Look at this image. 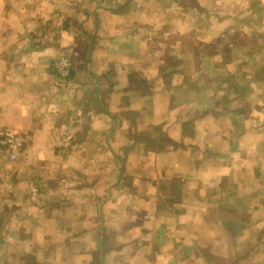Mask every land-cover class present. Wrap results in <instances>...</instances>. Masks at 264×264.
<instances>
[{"label":"crops","instance_id":"0c3cea01","mask_svg":"<svg viewBox=\"0 0 264 264\" xmlns=\"http://www.w3.org/2000/svg\"><path fill=\"white\" fill-rule=\"evenodd\" d=\"M6 133L0 264H264V0H0Z\"/></svg>","mask_w":264,"mask_h":264},{"label":"built area","instance_id":"2783aa9c","mask_svg":"<svg viewBox=\"0 0 264 264\" xmlns=\"http://www.w3.org/2000/svg\"><path fill=\"white\" fill-rule=\"evenodd\" d=\"M70 137H62L60 143L62 146H66ZM22 145V140L20 137L13 134L6 133L0 138V146L6 147L9 151V159L14 160L17 157V153Z\"/></svg>","mask_w":264,"mask_h":264},{"label":"rangeland","instance_id":"374dc122","mask_svg":"<svg viewBox=\"0 0 264 264\" xmlns=\"http://www.w3.org/2000/svg\"><path fill=\"white\" fill-rule=\"evenodd\" d=\"M4 135H5V134H4ZM4 135H3V136H4Z\"/></svg>","mask_w":264,"mask_h":264}]
</instances>
